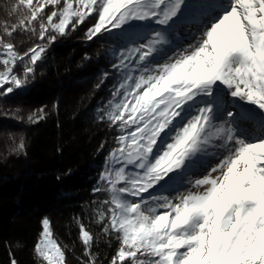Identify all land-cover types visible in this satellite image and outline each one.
I'll return each mask as SVG.
<instances>
[{
    "label": "snow or ice",
    "instance_id": "snow-or-ice-1",
    "mask_svg": "<svg viewBox=\"0 0 264 264\" xmlns=\"http://www.w3.org/2000/svg\"><path fill=\"white\" fill-rule=\"evenodd\" d=\"M192 7L186 0H17L13 10L23 14L2 27L0 96L24 87L47 46L88 20V40L121 30L130 43L112 65L121 80L101 116L118 128L117 146L93 189L107 194L95 223L118 242L109 264H264V0H201L199 38L167 56L170 33ZM20 30L46 43L21 53L10 39ZM44 118L43 109L28 117ZM203 157L217 162L194 190L157 194ZM78 226L81 264H98L95 234ZM33 250L42 264H67L46 217ZM10 264H18L12 253Z\"/></svg>",
    "mask_w": 264,
    "mask_h": 264
},
{
    "label": "trees",
    "instance_id": "trees-1",
    "mask_svg": "<svg viewBox=\"0 0 264 264\" xmlns=\"http://www.w3.org/2000/svg\"><path fill=\"white\" fill-rule=\"evenodd\" d=\"M16 3L0 0V34L3 25L17 23L23 14V9L13 10ZM91 23L58 36L26 85L0 96V264H10V253L18 264H42L33 249L45 217L66 248L67 264L87 259L78 221L96 236L98 264H109L118 247L115 235L105 236L95 223V211L107 194L93 189L120 134L98 114L120 82L112 67L116 62L105 55L111 46L126 45L127 39L121 30H113L88 40ZM10 39L21 53L46 43L23 30ZM40 109L45 118L29 121Z\"/></svg>",
    "mask_w": 264,
    "mask_h": 264
},
{
    "label": "rangeland",
    "instance_id": "rangeland-1",
    "mask_svg": "<svg viewBox=\"0 0 264 264\" xmlns=\"http://www.w3.org/2000/svg\"><path fill=\"white\" fill-rule=\"evenodd\" d=\"M187 3L192 5L193 7L190 9V16L187 20H185L182 23H179L176 29L170 33L169 40L170 44L166 45L165 48L168 49L167 56H171L174 54H178L181 50L184 48H187L189 44H194L196 39L199 38V31L198 28L200 25L195 22L196 18L199 13V9L196 7L199 3H201V0H186ZM149 22H140V21H132L131 24L133 26H136L137 28L141 27L143 24H146ZM153 28H158L156 25H152ZM125 28H128L126 25ZM123 46V45H120ZM120 46H111L109 50L106 53V58H108L109 62H117L116 56L118 55L119 50H122L123 48L130 46L129 41L127 40L126 45L123 47ZM167 56H161L157 62L163 63ZM120 79L121 80V73ZM222 87V86H221ZM229 99H231L229 97ZM108 104H106L102 110V112L98 111L99 116L101 117L104 112L107 110ZM107 120V119H106ZM212 151V150H210ZM217 155H219V152H217ZM217 162L216 157H203V158H197L196 162L193 164L190 170L187 172L175 176L174 182H172V188L168 190H157V194L159 195H167L170 198L175 197L177 194L188 191V190H194L192 189V183L195 181V179L200 178L205 174V172L208 169V166L215 165ZM203 165V166H202Z\"/></svg>",
    "mask_w": 264,
    "mask_h": 264
}]
</instances>
